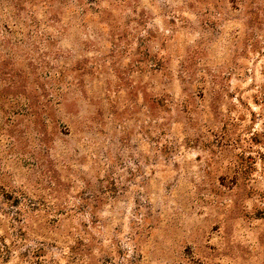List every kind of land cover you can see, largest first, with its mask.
<instances>
[{"label": "rangeland", "instance_id": "obj_1", "mask_svg": "<svg viewBox=\"0 0 264 264\" xmlns=\"http://www.w3.org/2000/svg\"><path fill=\"white\" fill-rule=\"evenodd\" d=\"M0 264H264V0H0Z\"/></svg>", "mask_w": 264, "mask_h": 264}, {"label": "trees", "instance_id": "obj_2", "mask_svg": "<svg viewBox=\"0 0 264 264\" xmlns=\"http://www.w3.org/2000/svg\"><path fill=\"white\" fill-rule=\"evenodd\" d=\"M39 250H40V249H39ZM41 252H42V251L40 250V253H37V254L41 256V255L43 254V253H41Z\"/></svg>", "mask_w": 264, "mask_h": 264}]
</instances>
